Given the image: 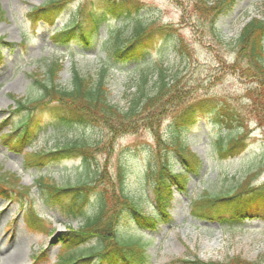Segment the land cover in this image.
Here are the masks:
<instances>
[{
    "label": "rangeland",
    "instance_id": "obj_1",
    "mask_svg": "<svg viewBox=\"0 0 264 264\" xmlns=\"http://www.w3.org/2000/svg\"><path fill=\"white\" fill-rule=\"evenodd\" d=\"M47 1L0 0L4 12L0 19V137L12 134L8 141L0 139V168L16 173L19 184L29 188L30 200L24 201L27 205L32 203L45 227L39 230L25 224L20 210L23 197L7 201L0 196V264H56L63 249L55 238L51 239L55 232L47 231L51 226L63 231L67 226L82 223L81 216H66L58 203L47 202L36 185L39 176H48L58 185L69 187L94 172L105 171L110 178L108 186H114L118 168L123 172V189L137 199L141 210L151 217L159 214L152 227L138 222L129 209L119 213V235L140 241L146 254L144 264H189L181 260L195 258L228 261L234 256L264 264V84L251 71L234 65L233 49V42L248 17L263 15L264 0H237L228 13L214 22L197 10L194 0H143L140 20L148 25L147 34L134 44L131 56L118 61L104 42L107 36L104 25L88 44L76 37V31L69 40H60L64 38L60 27L74 12L77 0L51 23L40 20L34 24L28 19L26 13L33 6ZM55 60L61 61L63 67L58 84L69 86L74 68L94 81L102 77L108 99L120 109H125L138 92L136 85L142 72L148 78L147 94L154 90L159 66L166 70L169 79L179 78L183 95L188 97L180 107L167 109L160 120V134L169 141L179 136L199 157L200 166L198 172L187 175L183 189L170 185L165 215L161 214L162 207L156 199L158 195L165 196L163 187L156 188L155 179L153 182L147 175L149 169L155 171L156 162L151 156L156 140L143 121L137 123L135 131L111 138L112 133L103 126L62 121L57 111L50 108L33 113L15 112L14 96L38 98L40 89L34 84L33 75L47 73ZM241 67L246 65L242 63ZM191 100L195 102L193 111L178 114ZM228 112H235L238 120L230 121L223 115ZM240 133L247 135L245 147L222 156L218 143ZM75 138L97 144L88 164L73 154L49 155L36 166H27L24 161L28 151L49 152ZM171 159L174 162L175 157ZM173 166V172L183 171L180 163ZM258 170L260 174L251 185L261 186L255 191L263 197L250 193L247 198L252 202H242L237 207L242 208L237 220H229L234 210L231 206L223 207L215 217L214 213L205 218L192 215V200L204 192L231 194L250 173ZM94 193L85 202L86 214L97 205ZM15 242L19 254L8 260L13 254L7 253ZM88 245H95V240L90 239L71 252L81 255L84 253L81 249ZM86 258L84 262L88 264L100 260L99 256ZM99 264L109 262L103 257Z\"/></svg>",
    "mask_w": 264,
    "mask_h": 264
},
{
    "label": "trees",
    "instance_id": "obj_2",
    "mask_svg": "<svg viewBox=\"0 0 264 264\" xmlns=\"http://www.w3.org/2000/svg\"><path fill=\"white\" fill-rule=\"evenodd\" d=\"M73 1L75 0H48L43 4L33 6L26 15L32 22L40 19L52 22ZM236 1L214 0L209 2L208 0H194L197 10L207 15L213 22L225 12L228 13V10L232 8ZM144 6L143 0H77L74 12L69 14L68 20L61 28L62 35L70 36L71 33L76 31L78 37L87 42L91 38L92 30L106 22L111 30H109L108 38L104 42L108 44L113 56L120 60L125 56H131L134 44L147 34L148 25L143 24L140 20ZM3 15L4 12L0 8V19L3 18ZM151 32L152 29H149L148 33ZM66 40L68 38L61 39L62 42ZM263 41L264 12L261 17L251 16L233 42L234 65H237L240 70L251 71L255 79L261 81V84H264ZM242 63L246 67L242 68ZM62 69V62L55 60L47 73L41 74L38 72L33 75V82L40 89V96L33 100H28L24 96H14L15 112L33 113L42 108H50L55 112L57 111L58 119L62 121L103 126L104 129H108V132L112 133L111 138L118 134L135 131L138 127L137 123L143 121V125L153 131L156 140L155 149L151 156L156 162L155 171L149 169L147 174L153 182L155 179L156 188L161 184L168 187V177L180 186L185 182V173H172L171 156L178 157L186 171H198L200 159L179 136H175L169 141L160 134V120L167 113V109L180 107L184 99L188 97L183 95L179 78L169 79L166 70L159 66L154 90L152 93L147 94L145 86L148 78L147 74L142 72L136 85L138 92L133 94L125 109H120L108 99L107 86L102 77L94 81L90 75H83L74 68L69 86L63 87L57 83ZM202 101L203 99L197 101V105H200ZM194 105L193 100L188 101L179 110L178 114L185 115L188 112L190 114L191 110L194 109ZM234 114L235 112H228L223 115L229 117L230 121H236L238 119ZM10 135L5 134L4 140L8 141ZM246 138L247 135L243 133L235 134L224 143L219 142V150L223 152V155H226L232 150L242 147ZM96 145V143L92 144L84 138H75L62 147L49 152L41 150L28 153L25 162L29 164L28 166H33L41 163L46 157H50L49 155L73 154L80 156L82 161L88 164L89 159L93 157L92 152ZM259 174L260 171L250 173L231 194L210 195L204 192L200 198L192 201V215L206 217L223 206H239L242 202H251L252 200L250 201L247 198L250 193H257L258 196L263 197L260 192L255 191L258 190L259 186L251 185ZM115 181L114 186H108L110 178L105 171H101L100 174L94 172L89 178L69 187L58 185L48 176H39L36 179L38 186L44 190L45 193L43 194L46 196L47 201H53L54 203L59 201L66 214L83 216L84 199L91 192L96 193L97 205L95 211L90 215H86L82 224L77 228L67 227L66 231L58 232L55 235V241L60 243L63 249L58 255L56 264H88L84 262V259L96 256H99L100 260L92 264H99L103 257H106L109 264L145 263L146 254L143 245L136 239L124 238L119 235L117 227L119 213L122 209H129L139 222L141 221V223L143 222L152 227L156 217H151L141 210L137 199L123 189V172L121 168H118ZM28 193L29 188L19 184V177L16 173L2 172L0 168V196L4 198H18V196L19 198H25ZM166 193L169 194L168 191ZM66 195L68 197L61 201V198ZM250 196L254 197L253 194ZM168 199L167 196L158 197L159 204L164 208ZM25 220L32 227L44 228L43 219L32 206H29V210L26 211ZM91 238L96 240V244L85 249V255L69 252L72 248L87 242ZM181 261L189 264H259L239 256H234L228 261H204L198 258Z\"/></svg>",
    "mask_w": 264,
    "mask_h": 264
},
{
    "label": "bare ground",
    "instance_id": "obj_3",
    "mask_svg": "<svg viewBox=\"0 0 264 264\" xmlns=\"http://www.w3.org/2000/svg\"><path fill=\"white\" fill-rule=\"evenodd\" d=\"M0 240H1V235H0ZM17 244H18V242H15L14 247L7 253V254H13V256H11L10 258H7L8 260H14L17 258L18 254H19Z\"/></svg>",
    "mask_w": 264,
    "mask_h": 264
}]
</instances>
